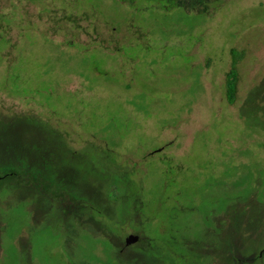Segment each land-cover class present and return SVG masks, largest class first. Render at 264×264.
<instances>
[{
  "label": "rangeland",
  "instance_id": "1",
  "mask_svg": "<svg viewBox=\"0 0 264 264\" xmlns=\"http://www.w3.org/2000/svg\"><path fill=\"white\" fill-rule=\"evenodd\" d=\"M0 264H264V0H0Z\"/></svg>",
  "mask_w": 264,
  "mask_h": 264
},
{
  "label": "trees",
  "instance_id": "2",
  "mask_svg": "<svg viewBox=\"0 0 264 264\" xmlns=\"http://www.w3.org/2000/svg\"><path fill=\"white\" fill-rule=\"evenodd\" d=\"M232 56H233V64L229 74L227 75L226 90H227V99L229 104L234 105L237 101L239 82H240L238 64L240 60L243 58V54L242 52L240 53L239 51L234 49L232 50ZM12 175H16V174L13 172ZM12 175H7L2 178L5 179Z\"/></svg>",
  "mask_w": 264,
  "mask_h": 264
},
{
  "label": "water",
  "instance_id": "3",
  "mask_svg": "<svg viewBox=\"0 0 264 264\" xmlns=\"http://www.w3.org/2000/svg\"><path fill=\"white\" fill-rule=\"evenodd\" d=\"M141 240V237L139 235L136 234H131L129 235L126 240H125V245L127 247L133 246L137 243H139V241Z\"/></svg>",
  "mask_w": 264,
  "mask_h": 264
}]
</instances>
